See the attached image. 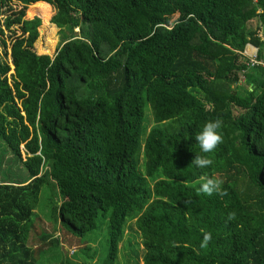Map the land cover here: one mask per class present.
Listing matches in <instances>:
<instances>
[{"label":"trees","instance_id":"16d2710c","mask_svg":"<svg viewBox=\"0 0 264 264\" xmlns=\"http://www.w3.org/2000/svg\"><path fill=\"white\" fill-rule=\"evenodd\" d=\"M22 2L55 10L64 38L53 56L37 54L42 18L6 20L27 36L12 44V84L0 62V137L29 177L0 181V264H41L27 223L45 186L58 189L54 223L74 235L108 223L102 264L118 263L132 221L144 264H264V66L244 56L253 44L264 59V0ZM217 118L223 142L202 153L195 135ZM195 155L214 162L199 169ZM202 174L227 195L201 194ZM40 234L38 245L59 236Z\"/></svg>","mask_w":264,"mask_h":264},{"label":"rangeland","instance_id":"374dc122","mask_svg":"<svg viewBox=\"0 0 264 264\" xmlns=\"http://www.w3.org/2000/svg\"><path fill=\"white\" fill-rule=\"evenodd\" d=\"M34 4L25 6L22 0H7L3 8V15L0 18V62L7 64L10 68L7 74L10 84H12L11 76L14 74V68L10 57L12 44L17 38L26 37L27 33H23L22 23H14L9 26L6 22L7 18L15 19L21 11H25L26 19H32L34 16H40L42 18V24L38 26L40 37H38L35 42V52L37 54H49L53 56L64 38L63 30L60 31L51 21L56 11L50 9L49 13L46 11L42 12L36 5L34 6ZM252 25L257 28L261 25V22L259 19L253 20ZM261 33H264V28L261 29ZM52 43H55L53 49L51 52L47 53L46 49L49 48ZM247 50L248 49L244 52V56L249 57L250 55L247 54ZM240 83L244 82L240 81ZM148 118L150 125H153V116L149 114ZM22 148H24V146H22ZM24 158H26L25 153L23 154V159ZM17 159V156H14L7 146L6 141L0 137V181H24L29 177L23 164ZM57 190L56 186L51 187V189L47 186L43 188L40 204H38V208L35 209L36 215L34 214L27 223L31 232L27 243L28 246L34 250L38 258L37 260L41 264H102L109 253L108 223L99 218L97 229L89 232L83 237L74 235L67 227L62 225V223L57 225L54 223L52 217V207L54 201H56L55 198L58 199ZM133 222L134 221L128 223L126 226L124 237L119 245L120 251L117 264H134V256L131 253L129 254V250L124 249V244H126L128 239H131V244L135 248L138 247V245L134 243L138 241L139 263L144 264L145 250L144 244L142 243L143 238L140 236L139 232H134L135 226ZM42 231L48 233L54 232V235L57 233L59 236L55 235V239L51 244L50 241H47L48 245H38L40 243H38L37 239L41 236L40 232ZM36 232L38 235H36ZM133 234L135 238H133ZM35 236H37V238ZM88 248H90V252L88 255L84 256L81 251Z\"/></svg>","mask_w":264,"mask_h":264},{"label":"clouds","instance_id":"9594fccd","mask_svg":"<svg viewBox=\"0 0 264 264\" xmlns=\"http://www.w3.org/2000/svg\"><path fill=\"white\" fill-rule=\"evenodd\" d=\"M222 124L223 122L219 118L215 120H209L205 122L202 130L195 135V141L199 144L202 153L208 154L214 152L216 148L223 142V136L219 131L222 128ZM213 162V159L209 158L207 155H195L191 163L199 169H205L209 168ZM197 183H199L198 191L201 194L211 196L215 193L221 197L227 195L226 190L222 189V184L224 181L221 178L213 177L208 174H202L200 175ZM235 219V212H229L227 214V221H233ZM211 239V233L204 232L200 242V248H207L211 242ZM249 264H251V262H249Z\"/></svg>","mask_w":264,"mask_h":264},{"label":"built area","instance_id":"2783aa9c","mask_svg":"<svg viewBox=\"0 0 264 264\" xmlns=\"http://www.w3.org/2000/svg\"><path fill=\"white\" fill-rule=\"evenodd\" d=\"M246 57L248 59V63H247L248 68L255 67V66H258V65L264 66V59L263 58H261V59L258 58V52H255L254 54H251L249 57L248 56H246ZM246 71H247V69H244L243 70V72L241 74L240 81L245 82V79H246L245 78L246 77V74L245 73H246Z\"/></svg>","mask_w":264,"mask_h":264},{"label":"crops","instance_id":"0c3cea01","mask_svg":"<svg viewBox=\"0 0 264 264\" xmlns=\"http://www.w3.org/2000/svg\"><path fill=\"white\" fill-rule=\"evenodd\" d=\"M261 35H264V33L262 34L261 33ZM249 46H248V50H247V53L249 54V55H251V54H254L255 52H258L259 50H258V48H257V46H254L253 44H248ZM241 86H247L246 84H244V83H241ZM247 87H250V85L249 86H247Z\"/></svg>","mask_w":264,"mask_h":264},{"label":"water","instance_id":"95a60500","mask_svg":"<svg viewBox=\"0 0 264 264\" xmlns=\"http://www.w3.org/2000/svg\"><path fill=\"white\" fill-rule=\"evenodd\" d=\"M78 30V29H77Z\"/></svg>","mask_w":264,"mask_h":264}]
</instances>
